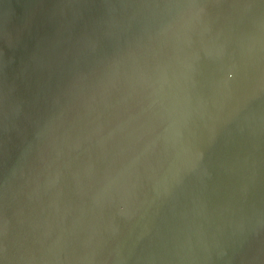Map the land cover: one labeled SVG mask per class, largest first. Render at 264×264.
I'll list each match as a JSON object with an SVG mask.
<instances>
[{
    "label": "water",
    "instance_id": "1",
    "mask_svg": "<svg viewBox=\"0 0 264 264\" xmlns=\"http://www.w3.org/2000/svg\"><path fill=\"white\" fill-rule=\"evenodd\" d=\"M0 264H264V0H0Z\"/></svg>",
    "mask_w": 264,
    "mask_h": 264
}]
</instances>
